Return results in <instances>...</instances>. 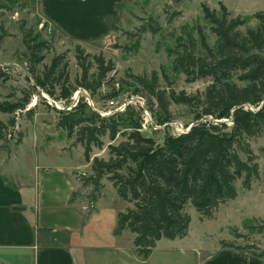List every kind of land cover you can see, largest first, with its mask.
I'll return each mask as SVG.
<instances>
[{
    "label": "trees",
    "instance_id": "obj_1",
    "mask_svg": "<svg viewBox=\"0 0 264 264\" xmlns=\"http://www.w3.org/2000/svg\"><path fill=\"white\" fill-rule=\"evenodd\" d=\"M202 7L203 16L217 37L216 44L210 43L203 26L198 24V41L188 33L186 39L168 47L173 68L183 71L188 80L211 77L201 91L190 93L172 86L162 87L156 69L150 74L130 72L129 78L121 77L119 82L114 78L110 82L108 75L116 70L114 60L106 58L103 52L93 53L89 59L80 45L77 57L82 72L77 83L70 78L67 62L61 64L63 54H55L35 76L36 85L65 101L71 99L79 85L94 92L109 82L113 84L112 93H119L127 85L145 99L158 125L173 121V103L187 108L191 119L186 128L167 132L162 140L142 130V106L137 108L131 102L108 114L91 108L81 98L70 108V104L58 108V126L69 137L75 135V141L84 146L86 159L91 161V175L83 176L75 190L82 209L95 207L97 189L102 178L108 176L119 195L129 201L118 211L115 231L121 233L130 228L135 233L138 254L145 257L162 236L175 238L188 233L192 219L186 210L188 201L201 216L213 217L221 204L238 195L237 178L242 177L244 184L250 186L260 175L251 138L264 136V9L242 16L233 13L222 0L218 7L207 2ZM253 18L254 23L250 24L249 19ZM158 27L151 24L150 29L157 32ZM31 33L26 32L24 40L32 58L40 61L45 57L42 51L49 48L48 40L41 34L28 37ZM93 66L96 73L91 71ZM57 87L60 94H55ZM30 100L31 94H24L16 100L0 101V109L23 110ZM33 110L29 107L26 112L32 114ZM9 123L15 125V117ZM1 124L7 125L4 121ZM152 127L157 129L155 124ZM105 135L110 138L109 157H91L94 145H104ZM91 183L93 190L85 200L82 188ZM246 225L256 232L264 231V221L247 220ZM223 245L264 256V250H256L251 242L231 239Z\"/></svg>",
    "mask_w": 264,
    "mask_h": 264
},
{
    "label": "rangeland",
    "instance_id": "obj_2",
    "mask_svg": "<svg viewBox=\"0 0 264 264\" xmlns=\"http://www.w3.org/2000/svg\"><path fill=\"white\" fill-rule=\"evenodd\" d=\"M207 1L217 6L221 2H203ZM203 2L188 0L186 8H182L167 0H125L121 4L120 16L114 18L115 26L110 34L97 41L79 42L54 30L52 24L46 23L48 21L39 11L25 0H0V101L16 100L24 94H31L27 108L34 107L32 114L26 112L27 108L16 112L0 109V129L3 132V136H0V164L8 167V177L12 179L15 176L11 175L12 171L22 173L29 170L37 161L67 166L77 182L83 176L91 175V161L85 157L84 146L75 141V135L69 137L57 124L61 115L58 108L67 104H70V108L80 98L103 114L122 109L128 102L137 108L142 106V130L159 140L167 132L175 133L186 128L191 119L186 107L173 103V121L166 126L158 125L146 107L145 99L133 93L127 85L119 93H112L113 84L109 82H104L94 92L79 85L71 99L65 101L36 85L35 76L50 64L55 54H63L61 64L67 62L70 78L77 83L76 78L82 72L77 57V45H80L85 50L84 54H89V59L93 53L103 52L106 58L114 60L116 70L109 73L110 82L114 78L118 82L121 77L129 78L130 72L150 74L156 69L162 87L172 86L190 93L201 91L211 81V77L188 80L183 71L173 68V55L169 53L168 47L186 39L188 33L198 41V24L203 26L210 43L216 44L217 37L203 16ZM224 3L233 13L242 16H251L253 12L264 9V0H224ZM249 23L253 24L254 18L249 19ZM151 24L159 26L157 32L150 29ZM28 31L32 32L28 37L41 34L48 40L49 48L42 51L45 57L40 61L32 58L25 43L24 35ZM91 71L96 73V67L93 66ZM59 91L57 87L55 94H60ZM11 117H15V125L9 123ZM1 121L7 125L3 126ZM103 139L104 145L93 146L91 157H109L110 138L105 135ZM251 143L260 164V175L253 179L251 185L246 186L242 177L237 178L238 195L221 204L213 217L201 216L195 205L188 201L186 210L192 217L188 233L175 238L162 236L147 257L138 254L135 233L130 228L123 229L121 233L115 231L118 211L124 209L129 201L122 198L112 180L104 176L97 189V207L92 211L100 210L106 217L103 219L104 224L107 229H112V234L122 247L107 248L106 252L98 253L91 264H199L208 254L223 247L225 240L231 239L251 242L256 250H264V231L256 232L246 225L247 220L264 221V136L252 137ZM57 146L64 153L57 151ZM82 189L84 192L81 194L86 200L93 190V184ZM234 230L245 232L246 235H237Z\"/></svg>",
    "mask_w": 264,
    "mask_h": 264
},
{
    "label": "crops",
    "instance_id": "obj_3",
    "mask_svg": "<svg viewBox=\"0 0 264 264\" xmlns=\"http://www.w3.org/2000/svg\"><path fill=\"white\" fill-rule=\"evenodd\" d=\"M25 1L54 30L92 42L112 32L125 0ZM167 1L186 8L188 0ZM7 168L0 164V264H91L107 248L122 247L100 210L82 209L75 194L80 182L70 168L37 161L22 173L12 171V179ZM199 264H264V256L223 245Z\"/></svg>",
    "mask_w": 264,
    "mask_h": 264
},
{
    "label": "built area",
    "instance_id": "obj_4",
    "mask_svg": "<svg viewBox=\"0 0 264 264\" xmlns=\"http://www.w3.org/2000/svg\"><path fill=\"white\" fill-rule=\"evenodd\" d=\"M52 27H53V26H52ZM52 27H51L50 29H52ZM111 102L113 103V102H114V100L112 99V100H111ZM85 206L87 207V205H85Z\"/></svg>",
    "mask_w": 264,
    "mask_h": 264
}]
</instances>
